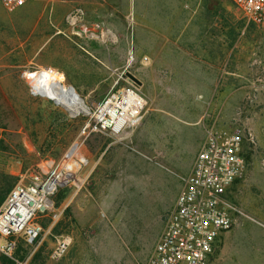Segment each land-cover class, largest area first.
Returning a JSON list of instances; mask_svg holds the SVG:
<instances>
[{"label":"rangeland","instance_id":"374dc122","mask_svg":"<svg viewBox=\"0 0 264 264\" xmlns=\"http://www.w3.org/2000/svg\"><path fill=\"white\" fill-rule=\"evenodd\" d=\"M45 70L86 107L130 71L145 101L139 122L122 140L81 136L83 111L31 92L25 75ZM263 81L264 24L248 22L230 0L0 5V172L16 170L14 185L22 174L27 183L57 171L68 152L79 164L55 182L52 210L36 219V244L15 236L30 257L17 264L39 250L45 264H145L211 126L241 130L248 161L227 192L239 214L211 264H264ZM61 238L67 250L55 260Z\"/></svg>","mask_w":264,"mask_h":264},{"label":"built area","instance_id":"2783aa9c","mask_svg":"<svg viewBox=\"0 0 264 264\" xmlns=\"http://www.w3.org/2000/svg\"><path fill=\"white\" fill-rule=\"evenodd\" d=\"M30 0H0L6 10H13ZM245 19L264 24V0H230ZM31 92L34 86L30 83ZM145 101L128 80L110 89L99 101L86 107L80 135L110 134L117 140L126 138L139 122ZM242 131L217 128L206 130L205 139L195 154L190 172L183 179L173 208L145 264H211L223 235L234 223L239 209L227 197L231 186L244 176L248 162L241 152ZM51 169L45 178L34 174L25 183V174L0 203V251L11 256L15 236L33 246L41 234L36 221L40 214L52 210L54 183ZM68 242L61 238L51 253L59 259ZM29 258V257H28Z\"/></svg>","mask_w":264,"mask_h":264},{"label":"bare ground","instance_id":"6f19581e","mask_svg":"<svg viewBox=\"0 0 264 264\" xmlns=\"http://www.w3.org/2000/svg\"><path fill=\"white\" fill-rule=\"evenodd\" d=\"M130 60L131 57H129V61ZM40 70L29 72L37 73ZM25 77L32 80L34 83L33 88L38 94L46 96L52 99L54 102H59L60 104L64 105L67 109H69L71 114H73V112L86 111V106L84 105L82 98H80L79 95L73 92L69 87L67 89L65 86H63L59 78L53 72L45 70L41 71L38 76H31L30 74L28 76L25 75ZM76 149L77 146L75 144L74 151ZM69 157L74 158V153L68 152L61 159L57 167V171L54 172L52 177L54 183L64 179L66 175L73 176L76 173L79 164L77 162L71 161L70 159L68 160Z\"/></svg>","mask_w":264,"mask_h":264},{"label":"trees","instance_id":"16d2710c","mask_svg":"<svg viewBox=\"0 0 264 264\" xmlns=\"http://www.w3.org/2000/svg\"><path fill=\"white\" fill-rule=\"evenodd\" d=\"M246 157L247 156H245V159L247 161ZM13 183H14V178L11 175L0 172V203L4 200L7 193L14 186ZM64 194H65V189L61 188L59 192L57 193L56 198L60 200L63 198ZM22 243L25 246H29L25 244L23 239H22ZM27 256L29 257V255H27L25 248L22 247V244L21 243L15 244V247L13 249L11 256H8L5 253L0 252V264H17V262H23L25 260L28 261ZM29 264H45V257L41 255V250H39L32 257Z\"/></svg>","mask_w":264,"mask_h":264},{"label":"water","instance_id":"95a60500","mask_svg":"<svg viewBox=\"0 0 264 264\" xmlns=\"http://www.w3.org/2000/svg\"><path fill=\"white\" fill-rule=\"evenodd\" d=\"M125 76L128 78V80L136 85H141V82L138 80V78H136L135 75H133L130 71H125ZM68 87L74 91V88L70 85H68ZM56 104L60 105L62 108H64L67 112L70 113L69 109H67L64 105L60 104L59 102H55ZM77 114V112H73V115ZM61 184H64L65 181L60 182Z\"/></svg>","mask_w":264,"mask_h":264},{"label":"crops","instance_id":"0c3cea01","mask_svg":"<svg viewBox=\"0 0 264 264\" xmlns=\"http://www.w3.org/2000/svg\"><path fill=\"white\" fill-rule=\"evenodd\" d=\"M1 5V4H0ZM2 6V5H1ZM262 88H264V81H263V83H262ZM6 174H8V175H11L12 177H14V175L16 174V170H14V171H10V172H8V173H6ZM22 175H24V174H22ZM21 175V176H22Z\"/></svg>","mask_w":264,"mask_h":264}]
</instances>
